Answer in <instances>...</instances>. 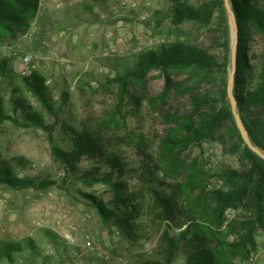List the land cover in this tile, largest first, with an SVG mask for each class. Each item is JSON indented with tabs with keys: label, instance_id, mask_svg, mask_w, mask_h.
I'll use <instances>...</instances> for the list:
<instances>
[{
	"label": "rangeland",
	"instance_id": "1",
	"mask_svg": "<svg viewBox=\"0 0 264 264\" xmlns=\"http://www.w3.org/2000/svg\"><path fill=\"white\" fill-rule=\"evenodd\" d=\"M211 1L190 3L198 7ZM259 2L264 5V0ZM42 3L40 0L36 16L24 31L0 38V63H7L6 73L0 75V96L6 113L19 122L0 123V160L9 162L22 177L51 180L57 185L46 190H14L0 185V246L12 241L27 246V239L34 241L35 250L16 254L17 264H165L169 254L164 238L167 226L150 208V194L142 196L149 208L135 222V234L128 236L113 223L109 229L82 196L94 194L108 204L115 197L110 184L82 178L85 171L100 167L98 158L84 157L77 172H69L54 158L52 148L69 150L77 132L97 133L106 153H119L127 165L125 176H115L112 183H126L127 192L139 190L141 173L136 170L148 157L156 159L160 141L175 127L168 114L178 113L186 119L194 114L196 99L213 97L212 92L220 99L218 91L225 74L221 70L204 74L194 69L167 74L154 70L144 81L122 78L142 53L176 41L199 46L224 60L228 37L231 59L232 33L226 7H217L207 25H175L170 19L174 0H56V13L47 18L40 14ZM143 13L149 15L146 21L140 19ZM251 48L254 55L264 53V37L253 33ZM28 56L32 57L33 72L47 81L53 114L25 86L27 77L22 68ZM161 94H166L164 101L155 102L153 98ZM65 95L66 100L62 98ZM17 101L43 115L51 134L35 126L25 127L24 112ZM226 130L230 132L229 127ZM234 142L233 137L225 142L209 140L183 154L188 165L195 164L207 191L225 187L223 171L244 173L252 168L243 151L233 148ZM17 159L25 165L18 166ZM187 177L186 172L172 177L157 172L154 186L178 194L183 204V193L177 186ZM227 215L230 221L252 217V207L245 204ZM184 229L186 226L173 227L170 235L178 236ZM256 239L257 251L243 264H264V225L257 228ZM189 251L187 242L179 244L172 251L171 264H186ZM0 264L10 263L0 260Z\"/></svg>",
	"mask_w": 264,
	"mask_h": 264
},
{
	"label": "trees",
	"instance_id": "2",
	"mask_svg": "<svg viewBox=\"0 0 264 264\" xmlns=\"http://www.w3.org/2000/svg\"><path fill=\"white\" fill-rule=\"evenodd\" d=\"M39 4L40 0H0V38H9L24 31L36 16ZM231 4L239 26L234 93L252 141L264 151V53L254 55L251 48L253 33L264 37V5L259 0H231ZM219 6L221 10L225 9L224 0H213L198 7L191 5L190 0H174L170 19L175 25L186 22L207 25ZM225 47L227 55L224 60H220L199 46L176 41L162 45L155 51L142 53L136 65L125 73L122 78L124 81H144L154 70L165 74L173 70L194 69L198 74L221 70L225 74L222 88L218 91L220 99L215 97L217 95L214 92L211 93L213 97L208 95L196 99L194 114L186 119L179 117L178 113L173 116L168 114L175 127L160 141L161 149L155 153L156 159L148 157L136 170L141 173L142 184L139 190L127 192L126 183H112L115 176L120 179L125 176L127 165L122 162L119 153H106L97 133L80 131L72 138L71 149L64 150L57 146L52 148L54 158L69 172H77V166L84 157L98 158L100 167L85 171L82 178L110 184L115 190V197L112 204H108L94 194L83 193L82 196L94 206L109 229L113 223L128 236L135 234V222L141 218L146 207L149 208L146 198L142 199V196L146 192L150 194V208L161 224L167 226L164 238L168 243L169 254L165 264L173 262L172 251L182 242H187L190 250L186 264H243L257 251L256 231L260 225H264V160L243 140L228 101L231 63L228 37ZM6 66V61L0 63L1 76L6 73ZM24 82L39 103L50 113H55L46 79L35 71ZM168 85H172L170 78ZM165 96L166 94H161L153 99L161 102ZM66 97L67 95L62 98L66 100ZM17 104L23 109L25 127L35 126L51 134V127L43 115L31 111L23 101H17ZM7 120L19 123L6 113L4 99L0 96V123ZM227 127L230 132L226 130ZM228 137L235 139L233 148L236 152L243 151L252 168L244 173L237 169L223 171L221 177L225 181V187L207 191L195 164L188 165L183 154L193 145L218 139L225 142ZM16 161L18 166L25 165L20 159ZM157 172H164L171 177L188 173L187 179L177 186L183 193V204L178 194H168L154 186ZM0 185L14 190H46L57 183L51 180L38 182L29 176L22 177L9 162L0 160ZM245 204L251 205L253 216L230 221L228 212H237ZM185 226L186 229L178 236L170 235L173 227L183 229ZM230 235H235V238L230 240ZM26 244L24 246L23 243L14 241L4 243L0 246V260L17 264L16 254H22L26 249H36L32 239H27Z\"/></svg>",
	"mask_w": 264,
	"mask_h": 264
},
{
	"label": "water",
	"instance_id": "3",
	"mask_svg": "<svg viewBox=\"0 0 264 264\" xmlns=\"http://www.w3.org/2000/svg\"><path fill=\"white\" fill-rule=\"evenodd\" d=\"M224 5L229 14L231 33H232L231 72L228 80V97L231 102L232 111L236 120L237 127L240 130L243 140L252 151H254L260 158L264 160V151L252 141L249 131L244 124L241 113L239 112L238 100L234 93L235 75L237 71L238 45H239V26L235 12L232 8L231 0H224Z\"/></svg>",
	"mask_w": 264,
	"mask_h": 264
},
{
	"label": "built area",
	"instance_id": "4",
	"mask_svg": "<svg viewBox=\"0 0 264 264\" xmlns=\"http://www.w3.org/2000/svg\"><path fill=\"white\" fill-rule=\"evenodd\" d=\"M148 18H149V15L147 13H143L140 17V19L143 21H146ZM106 54H109V52H107ZM33 67L34 66L32 65V57L31 56L26 57L24 60L23 68H22V75L25 77L31 76L33 73ZM90 244L91 242H89V245Z\"/></svg>",
	"mask_w": 264,
	"mask_h": 264
},
{
	"label": "crops",
	"instance_id": "5",
	"mask_svg": "<svg viewBox=\"0 0 264 264\" xmlns=\"http://www.w3.org/2000/svg\"><path fill=\"white\" fill-rule=\"evenodd\" d=\"M56 1V0H42V9L40 10V14L42 15V17H45L46 18L48 16H54L56 11H54L53 9V2ZM58 7V6H57Z\"/></svg>",
	"mask_w": 264,
	"mask_h": 264
}]
</instances>
